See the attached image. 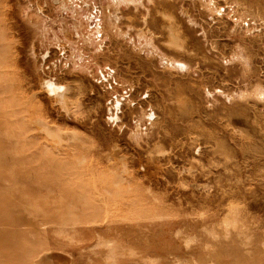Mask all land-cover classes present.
I'll list each match as a JSON object with an SVG mask.
<instances>
[{
  "label": "rangeland",
  "instance_id": "rangeland-1",
  "mask_svg": "<svg viewBox=\"0 0 264 264\" xmlns=\"http://www.w3.org/2000/svg\"><path fill=\"white\" fill-rule=\"evenodd\" d=\"M215 1L0 0V264H264V0Z\"/></svg>",
  "mask_w": 264,
  "mask_h": 264
},
{
  "label": "bare ground",
  "instance_id": "bare-ground-1",
  "mask_svg": "<svg viewBox=\"0 0 264 264\" xmlns=\"http://www.w3.org/2000/svg\"><path fill=\"white\" fill-rule=\"evenodd\" d=\"M214 1H215V0H214ZM215 2H216V1H215ZM128 3H129V2H128ZM210 3H213V0H210ZM216 4H217V3H216ZM211 5H212V4H211ZM209 7H210V6H209ZM215 7H216V6H215ZM169 10H170V9H169ZM169 10L166 9V11H169ZM219 10H221V9H219ZM223 10H224V9H223ZM158 11H159V10H158ZM166 11H165V12H166ZM162 12H163V11H162ZM216 12H217V11H216ZM222 12H223V11H222ZM249 12H250V11H249ZM249 12H248V13H249ZM160 13H161V11H160ZM166 13H167V12H166ZM172 13H173V12H171L170 14H171V16L174 17V15H172ZM176 13H177V12H176ZM176 13H175V14H176ZM220 13H221V12H220ZM183 14H184V13H183ZM187 14H188V13H187ZM187 14H186V15H187ZM191 14H192V13H191ZM191 14H190V15H191ZM201 14H202V13H201ZM157 15H158V14H157ZM157 15H156V16H157ZM192 15H193V14H192ZM217 15H219V14H217ZM221 15H222V14H221ZM223 15H224V13H223ZM145 16H146V15H145ZM166 16H167V15H166ZM178 16H179V14H178ZM201 16H202V15H201ZM154 17H155V16H154ZM161 17H162V15H161ZM168 17L170 18V16H168ZM173 17H172V19H173ZM212 17H213V15H212ZM163 18H164V17H163ZM176 18H177V16H176ZM218 18H220V17H218ZM221 18H222V17H221ZM221 18H220V19H221ZM246 18H247V17H246ZM246 18H245V19H246ZM144 19H145V18H144ZM156 19H157V17H156ZM159 19H160V18H159ZM159 19H158V20H159ZM164 19H166V18H164ZM172 19H171V20H172ZM178 19H179V17H178ZM191 19H193V18L191 17ZM196 19H197V18H196ZM201 19H202V18H201ZM220 19H219V21H220ZM222 19H223V18H222ZM147 20H148V19H147ZM174 20H176V19H174ZM181 20L185 21L184 18L181 19ZM189 20H190V19H189ZM164 21H165V20H164ZM198 21H199V20H198ZM201 21H202V20H201ZM217 21H218V20H217ZM219 21H218V22H219ZM180 22H181V21H180ZM149 23H150V22H149ZM171 23H173V20H172ZM182 23H183V22H182ZM190 23H191V22H190ZM147 24H148V23H147ZM179 24H180V23H179ZM186 24H187V23H186V21H185V26H188V25H186ZM197 24H198V23H197ZM202 24H204V23L202 22ZM206 25H207V24H206ZM169 26H170V25H169ZM169 26H168V27H169ZM172 26H173V25H172ZM182 26H183V24H182ZM185 26H183V27H185ZM199 26H200V25H199ZM201 26H202V25H201ZM146 27H147V26H146ZM149 27H150V26H149ZM162 27H163V26H162ZM165 27H166V29H167V26H165ZM165 27H164L163 29H165ZM196 27H197V26H196ZM205 27H206V26H205ZM210 27H211V25H210ZM151 28H152V27H151ZM176 28H177V27H176ZM203 28H204V27H203ZM212 28H213V27H212ZM152 29H153V28H152ZM168 29H169V28H168ZM168 29H167V30H168ZM171 29H172V27H171ZM174 29H175V28H173V30H174ZM198 29H200V28H198ZM167 30H166V31H167ZM175 30H176V29H175ZM181 30H183V29H181ZM184 30H185V29H184ZM186 30H187V29H186ZM208 30H209V28H208ZM210 30H212V29H210ZM213 30H214V29H213ZM152 31H153V30H152ZM176 31L179 32L180 30H176ZM148 32H150V31H148ZM153 32H154V31H153ZM161 32H162V31H161ZM180 32L182 33L183 31H180ZM188 32H189V31H188ZM208 32H209V31H208ZM211 32H213V31H211ZM211 32H210V33H211ZM159 33H160V32H159ZM181 33H180V34H181ZM205 33H206V31H205ZM178 34H179V33H178ZM207 34H208V33H207ZM207 34H206L205 36H208ZM159 35H160V34H159ZM167 35H168V34H167ZM151 36H152V34H151ZM154 36H156V34H155ZM154 36H153V37H154ZM173 36H174V35H173ZM181 36H182V35H181ZM186 36H187V34H186ZM186 36H184V37H186ZM211 36H212V34H211ZM153 37H152V38H153ZM164 37H165V36H164ZM159 38H160V37H159ZM162 38H163V37H162ZM172 38L174 39L175 36L172 37ZM160 39H161V38H160ZM170 39H171V38H170ZM176 39H177V40H178V39L180 40V38H176ZM183 39H184V38H183ZM185 39H186V38H185ZM185 39H184V41L182 40L184 43H185ZM209 39H210V38H209ZM151 40H152V39H151ZM155 40H156V39H155ZM96 41H97V40H96ZM153 41H154V38H153ZM156 41H159V40H156ZM161 41H162V40H161ZM211 41H212V40H211ZM211 41L209 40V42H211ZM213 41H214V40H213ZM149 42L152 43V41H149ZM163 42H164V40L162 41V43H163ZM183 42H182L181 45L184 44ZM187 42H190V41H187ZM209 42H208V43H209ZM176 43H177V42H176ZM212 43H214V42H212ZM165 44L168 45V43H166V42H165ZM170 44H171V43H170ZM170 44H169L170 48H172V47H171L172 45H174V46L176 45V44H174V43H173L172 45H170ZM210 44H211V43H210ZM216 44H217V43H216ZM196 45H197V44H195V46H196ZM200 45H201V44H200ZM160 46H161V45H160ZM164 46H165V45H164ZM178 46H179V44H178ZM178 46H177V47H178ZM154 47H155V46H154ZM165 47H167V46H165ZM179 47H180V46H179ZM186 47H189V46H186ZM215 47H216V46H215ZM174 48L176 49V47H174ZM181 48L183 49V47H181ZM181 48H177V49H181ZM192 48H193V47H192ZM199 48H200V47H199ZM199 48H198V49H199ZM203 48H204V46H203ZM216 48H217V47H216ZM239 48H240V47H239ZM243 48H244V46H243ZM166 49H167V48H166ZM177 49H176V52H177ZM186 49H187V48H186ZM235 49H236V48H235ZM237 49H238V48H237ZM246 49H247V48H246ZM246 49H245V50H246ZM184 50H185V49H184ZM193 50H194V49H193ZM193 50H192V52H193ZM195 50H197V49H195ZM203 50H204V49H203ZM241 50H242V49H241ZM168 51H169V50H168ZM180 51H181V50H180ZM180 51H179V52H180ZM185 51H186V50H185ZM185 51H184V52H185ZM199 51H200V49H199ZM173 52H175V51H173ZM195 52H196V51H195ZM221 52H222V51H221ZM167 53H168V52H167ZM177 53H178V52H177ZM185 53H187V52H185ZM188 53H189V52H188ZM188 53H187V54H188ZM199 53H200V52H199ZM212 53H213V52H212ZM212 53H211V55H212ZM216 53H218V52H216ZM219 53H220V52H219ZM170 54H171V53H170ZM191 54H193V53H191ZM195 54H196V53H195ZM197 54H198V53H197ZM220 54H221V53H220ZM174 55H175V54H174ZM178 55H179V54H178ZM185 55H186V54H185ZM221 55H222V54H221ZM226 55H228V54H226ZM167 56H168V55H167ZM170 56H172V55H170ZM180 56H181V55H180ZM192 56H193V55H192ZM197 56H198V55H197ZM199 56H200V55H199ZM201 56H202V53H201ZM206 56L209 57V55H206ZM206 56H205V57H206ZM212 56H213V55H212ZM177 57H178V56H177ZM193 57H194V56H193ZM202 57H203V56H202ZM225 57H227V56H225ZM225 57L223 56V58H225ZM162 58H163V57H162ZM168 58H169V57H168ZM174 58H175V56H174ZM186 58H187V57H186ZM189 58H190V57H189ZM196 58H197V57H196ZM209 58H211V56H210ZM209 58H208V59H209ZM230 58H231V56H230ZM232 58H233V57H232ZM166 59H167V58H166ZM201 59H202V58H201ZM205 59H206V58H205ZM248 59L250 60L251 58L249 57ZM180 60H181V59H180ZM192 60H193V58H192ZM199 60H200V59H199ZM231 60H232V59H231ZM231 60H229L230 63H231ZM234 60H235V59H234ZM194 61H195V60H194ZM225 61H226V60H225ZM186 62H187V61H186ZM188 62H189V60H188ZM188 62H187V63H188ZM190 62H191V61H190ZM236 62H237V61H236ZM170 63H172V62H170ZM174 63H175V62H174ZM181 63H182V62H180V64H181ZM202 63H203V62H202ZM204 63H205V62H204ZM207 63H209V62L207 61ZM251 63H252V62H251ZM165 64H167V63H165ZM182 64H183V63H182ZM188 64H189V63H188ZM192 64H193V63H192ZM192 64H190V65H192ZM205 64H206V63H205ZM233 64H235V63H233ZM175 65H177V64L175 63ZM175 65H174V66H175ZM183 65H184V64H183ZM197 65H198V63H197ZM197 65H196V66H197ZM200 65H201V64H200ZM209 65H210V64H209ZM165 66H166V65H165ZM168 66H169V65H168ZM170 66H172V65H170ZM174 66H172V67H174ZM186 66H187V65H186ZM186 66H185V67H186ZM221 66H222V65H221ZM234 66H237V64L234 65ZM245 66H246V65H245ZM166 67H167V66H166ZM172 67H170V68H172ZM229 67H231V65H230ZM243 67H244V66H243V64H242V68H243ZM195 68H196V67H194V69H195ZM201 68H202V65H201ZM211 68H213V67H211ZM219 68H220V67H219ZM231 68H232V67H231ZM245 68H246V67H245ZM249 68H251V67H249ZM252 68H253V67H252ZM181 69H182V68H181ZM214 69H215V68H214ZM222 69H223V67H222ZM224 69H225V68H224ZM227 69H228V68H227ZM229 69H230V68H229ZM197 70H199V69L197 68ZM243 70H244V69H243ZM247 70H248V72L251 71V70H249L248 68H247ZM203 71H204V70H203ZM205 71H206V70H205ZM215 71H216V70H215ZM220 71H221V70H220ZM252 71L254 72V69H253ZM258 71H259V69H258ZM258 71H257V72H258ZM201 72H202V71H201ZM210 72H211V71H210ZM212 72H213V71H212ZM227 72H228V70H227ZM246 72H247V71H246ZM257 72H256V73H253V74H257ZM183 73H184V72H183ZM216 73H217V72H216ZM250 73H252V72H250ZM259 73H260V72H259ZM204 74H206V73H204ZM223 74H225V73H223ZM247 74H248V73H247ZM247 74L244 73V75H247ZM261 74H262V73H261ZM216 75H217V74H216ZM248 75H249V74H248ZM251 76H252V75H251ZM261 76H262V75H261ZM205 77H206V76H205ZM228 77H230V75H229ZM207 78H208V82H209V77H207ZM217 78H218V77H217ZM223 78H224V77H223ZM246 78H247V77H246ZM246 78H245V79H246ZM258 78H259V77H258ZM258 78H257V79H258ZM260 78H261V77H260ZM214 79H216V78H214ZM243 79H244V77H243ZM245 79H244V80H245ZM255 79H256V78H255ZM262 79H264V78H262ZM203 80H204V79H203ZM224 80H225V79H224ZM227 80H228V79H227ZM230 80H231V79H230ZM244 80H243V81H244ZM250 80H251V79H250ZM250 80H249V82H252V81H250ZM252 80H253V79H252ZM260 80H261V79H260ZM200 81H201V80H200ZM221 81H222V80H221ZM247 81H248V80H247ZM255 81H256V80H255ZM226 82H227V81H226ZM259 82H261V81H259ZM203 83H205V82H202L201 84L203 85ZM212 84H213V82H212ZM221 84H222V86H223V81H222ZM224 84H225V82H224ZM226 84H227V83H226ZM229 84H230V83H229ZM229 84H228V86H229ZM231 84H232V83H231ZM237 84H238V83H237ZM208 85H210V83H209ZM208 85L206 84V86H208ZM216 85H217V84H216ZM232 85H233V84H232ZM238 85H239V84H238ZM242 85H243V84H242ZM246 85H249V84H246ZM250 85H251V83H250ZM250 85H249V86H250ZM255 85H257V84H255ZM261 85L263 86V84H261ZM210 86H211V85H210ZM228 86H226V87H228ZM235 86H236V85H235ZM249 86H248V87H249ZM218 87H219V86H218ZM236 87L238 88V86H236ZM242 87H243V86H242ZM245 87H246V86H245ZM245 87H244V88H245ZM248 87H246V88H248ZM254 87H255V86H254ZM254 87H253V88H254ZM194 88H195V87H194ZM209 88H210V87H209ZM229 88H230V87H229ZM234 88H235V87H234ZM239 88H241V86H240ZM230 89H231V88H230ZM224 90H225V89H224ZM234 90H235V89H234ZM244 90H245V89H244ZM251 90H252V89H251ZM227 91H230V90L228 89ZM227 91H226V92H227ZM236 91H237V89H236ZM218 92H219V91H218ZM249 92H250V91H249ZM252 92H253V91H252ZM256 92H257V91H255V93H256ZM227 94H228V92H227ZM249 94H250V93H249ZM251 94H252V93H251ZM256 94H257V93H256ZM258 94L261 96L260 99H263V98H264V90H262V92H260V93H258ZM219 95H220V94H219ZM233 96H234V95H233ZM217 97H219V96H217ZM217 97H216V98H217ZM220 97H221V96H220ZM116 98H117V97H116ZM222 98H223V97H222ZM229 98H230V96L228 97V99H229ZM219 99H220V98H218V100H219ZM223 99H224V98H223ZM255 99H257V98H255ZM263 100H264V99H263ZM128 101H129V100H128ZM260 101H261V100H260ZM129 102H130V101H129ZM223 102H224V101H223ZM112 103H113V102H112ZM131 104H132V102H131ZM119 105H120V104H119ZM255 109H256V108H255ZM251 112H252V110H251ZM111 113H112V112H111ZM243 113H245V112H243ZM243 113H241V114L243 115ZM252 113H254V112H252ZM257 113H258V112H257ZM261 113H262V112H261ZM198 114H200V113H198ZM221 114H223V113H221ZM236 114H237V113H236ZM144 115H145V114H144ZM150 115H151V113H150ZM150 115H148V116H150ZM152 115H153V114H152ZM190 115H191V114H190ZM224 115H225V114H224ZM230 115H231V113H230ZM245 115H246V114H245ZM262 115H263V114H262ZM262 115H261V116H262ZM188 116H189V115H188ZM220 116L223 117V115H220ZM254 116H255V114H254ZM150 118H151V117H150ZM191 118H192V117H190V119H191ZM210 118H211V117H210ZM227 118H228V116H227ZM244 118H245V117H244ZM244 118H243V119H244ZM252 118H253V117H252ZM119 119H120V118H119ZM151 119H152V118H151ZM221 119H222V118H221ZM224 119H225V118H224ZM256 119L258 120V117H256ZM183 120H184V119H183ZM188 120H189V119H188ZM195 120L197 121V118H196ZM222 120H223V119H222ZM255 122H256V121H255ZM193 123H195V122H193ZM228 123H229V122H228ZM225 124H226V123H225ZM230 124H231V123H230ZM259 124H260V123H259ZM195 125H196V124H195ZM228 125H229V124H228ZM254 125H256V124H254ZM254 125H252V126H254ZM188 126H189V125H188ZM190 126H191V124H190ZM190 126H189V127H190ZM197 127H199V126H197ZM205 127H206V126H204V128H205ZM231 127H233V126H231ZM191 128H192V127H191ZM200 128H201V126H200ZM200 128H199V129H200ZM253 128H254V127H253ZM256 128H257V127H256ZM256 128H255V130H256ZM201 129H202V128H201ZM205 129H206V128H205ZM236 129H237V128H236ZM175 130H176V129H175ZM196 130H197V128H196ZM196 130H195V131H196ZM203 131H204V130H203ZM232 131H233V130H232ZM167 132H168V130H167ZM176 132H177V131H176ZM187 132H188V131H187ZM187 132H186V133H187ZM193 132H194V131H193ZM168 133H169V132H168ZM197 133H198V132H197ZM192 134H193V133H192ZM199 134H200V133H199ZM214 134H216V133H214ZM185 135H187V134H185ZM201 135H202V134H201ZM212 135H213V133H212ZM217 135H218V134H217ZM189 136H190V135H189ZM195 136H196V135H195ZM164 137H165V136H164ZM179 137H180V136H179ZM192 138H193V136H192ZM210 138H211V137H210ZM169 139H170V138H169ZM177 139H178V137H177ZM180 139H181V138H180ZM182 139H183V138H182ZM188 139H190V138H188ZM197 139H198V137H197ZM220 139H221V138H220ZM222 139H223V137H222ZM172 140H173V139H171V142H172ZM190 140H191V139H190ZM195 140H196V138H195ZM215 140H216V138H215ZM192 141H193V140H192ZM220 141H221V140H220ZM182 142H183V141H182ZM208 142H209V141H208ZM217 142H218V141H217ZM221 142H223V141H221ZM173 143H175V142H173ZM193 143H194V142H193ZM223 143H224V142H223ZM181 144H183V143H181ZM206 144H207V143H206ZM191 145H193V144H191ZM215 145H216V144H215ZM171 146H172V145H171ZM181 146H182V145H181ZM181 146H180V147H181ZM207 146H208V145H207ZM208 147H209V146H208ZM208 147H207V148H208ZM218 147L221 148V146H218ZM224 147H225V145H222V148H224ZM182 148H184V147L182 146ZM182 148H181V149H182ZM211 148H212V147H211ZM184 149H185V148H184ZM216 149H217V148H216ZM216 149H215V150H216ZM226 149L228 150V148H226ZM210 150H211V149H210ZM213 150H214V149H212V151H213ZM217 150H218V149H217ZM224 150H225V148H224ZM171 151H172V150H171ZM225 151H226V150H225ZM229 151H230V150H229ZM229 151H228V152H229ZM210 152H211V151H210ZM226 152H227V151H226ZM234 152H235V151H234ZM237 152H238V151H237ZM168 153H169V152H168ZM197 153H198V152H197ZM215 153H216V152H215ZM159 154H160V153H159ZM163 154H164V153H163ZM163 154H161V155H163ZM213 154H214V151H213ZM222 154H223V153H221V155H222ZM229 154H230V153H229ZM232 154H233V153H232ZM217 155H218V154H217ZM230 155H231V154H230ZM230 155H229V156H230ZM245 155H248V154H245ZM245 155H244V156H245ZM209 156H210V155H209ZM231 156H232V158H233V155H231ZM244 156H243V157H244ZM224 157L227 158V156H224ZM234 157H235V156H234ZM236 157H237V156H236ZM246 157L248 158V156H246ZM246 157H245V158H246ZM101 158H102V157H101ZM104 158H105V157H104ZM107 158H108V157H107ZM109 158H110V157H109ZM166 158H168V156H167ZM172 158H173V157H172ZM172 158H171V159H172ZM228 158H229V157H228ZM250 158H251V157H250ZM173 159H174V158H173ZM222 159H224V158H222ZM241 159H242V158H241ZM108 160H109V159H108ZM165 160H166V159H165ZM187 160H188V159H187ZM196 160L198 161V159H196ZM232 160H233V159H232ZM243 160L246 161L245 159H243ZM251 160H252V159H251ZM170 161H171V160H170ZM188 161H189V160H188ZM190 161H191V160H190ZM211 161H213V159H212ZM215 161H216V160H215ZM195 162H196V161H195ZM199 162H201V161H199ZM199 162H198V163H199ZM216 162H217V161H216ZM220 162H221V160H220ZM225 162H226V161H225ZM131 163H132V162H131ZM190 163H191V164H190ZM204 163H205V162H204ZM208 163H211V162H208ZM208 163H207V164H208ZM212 163H213V162H212ZM239 163H240V162H239ZM132 164H133V163H132ZM132 164H131V165H132ZM189 164L192 166L193 162H189ZM201 164H202V162H201ZM243 164H244V163H243ZM248 164H249V163H248ZM171 165H172V162H171ZM205 165H206V164H205ZM205 165H204V166H205ZM216 165H217V164H216ZM191 166H190V167H191ZM226 166H227V165H226ZM244 166H245V165H244ZM254 166H255V165H254ZM206 167H207V166H206ZM213 168H214V167H213ZM246 168H248V167H246ZM198 169H199V168H198ZM226 169H227V168H226ZM239 169H240V168H239ZM127 171L129 172V170H127ZM203 171H204V170H203ZM203 171H202V172H203ZM205 171H206V170H205ZM207 171H208V170H207ZM213 171H214V170H213ZM216 171H217V170H216ZM239 171H240V170H239ZM239 171H238V172H239ZM219 172H220V171H219ZM125 173H126V172H125ZM216 173H217V172H216ZM114 174H115V173H114ZM119 175H120V173H119ZM215 175H216V174H215ZM222 175H223V174H222ZM129 176H130V175H129ZM183 176H185V175H183ZM196 176H197V175H196ZM194 178H195V177H194ZM220 178H221V177H220ZM103 179H104V178H103ZM181 179H182V178H181ZM184 179H185V178H184ZM120 181H121V180H120ZM136 182H137V181H136ZM117 184H118V183H117ZM230 184H232V186H233V183L230 182L229 185H230ZM222 185H225V184L223 183ZM229 187H230V186H229ZM235 187H236V186H235ZM230 189H231V187H230ZM3 214H5V210H4V209H1V210H0V215H3ZM108 218H109V217H108ZM120 223H121V222H120ZM121 225H122V223H121ZM112 230H113V229H112ZM145 236H146V235H145ZM135 238H136V237H135ZM145 239H146V238H145ZM100 245L102 246V243H101ZM104 245H105V244H104ZM106 245H108V243H106ZM109 245H110V244H109ZM106 247H107V246H106ZM110 250H113V249H110ZM110 252H112V251H110Z\"/></svg>",
  "mask_w": 264,
  "mask_h": 264
}]
</instances>
